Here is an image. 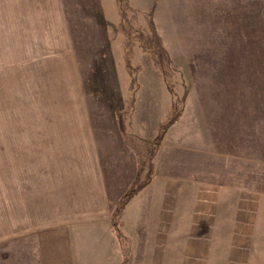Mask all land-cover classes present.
I'll return each instance as SVG.
<instances>
[{"label":"rangeland","instance_id":"obj_1","mask_svg":"<svg viewBox=\"0 0 264 264\" xmlns=\"http://www.w3.org/2000/svg\"><path fill=\"white\" fill-rule=\"evenodd\" d=\"M0 264H264V0H0Z\"/></svg>","mask_w":264,"mask_h":264},{"label":"crops","instance_id":"obj_2","mask_svg":"<svg viewBox=\"0 0 264 264\" xmlns=\"http://www.w3.org/2000/svg\"><path fill=\"white\" fill-rule=\"evenodd\" d=\"M158 215H160V216H161V214H158ZM152 219H154L155 221L157 220V219L155 218V216H154V218H152Z\"/></svg>","mask_w":264,"mask_h":264}]
</instances>
